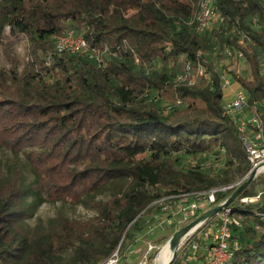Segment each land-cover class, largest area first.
<instances>
[{
  "label": "trees",
  "instance_id": "16d2710c",
  "mask_svg": "<svg viewBox=\"0 0 264 264\" xmlns=\"http://www.w3.org/2000/svg\"><path fill=\"white\" fill-rule=\"evenodd\" d=\"M202 1L0 0V49L9 64L0 69V149L22 154L33 175L24 185L19 170L7 176L0 170V264H102L114 252L123 257L162 215L164 197L191 198L227 186L234 169L247 172L238 123L223 109L222 74L208 53L216 46L222 60L230 52L224 74L264 122V12L260 0H212L222 23L196 34L189 23ZM68 30L84 39L89 53L56 51L55 38ZM16 39L23 57L16 53L20 42H10ZM241 60L248 75L239 72ZM187 63L207 76L189 83ZM150 93L168 104L164 110L148 101ZM180 154L222 157V174L199 166L182 171ZM241 184L191 219L224 203ZM263 185L264 175L255 176L227 207L240 227L230 226L231 256L223 264H264V221L257 217L264 215V197L259 204L240 202ZM103 193L106 201H94ZM67 202L86 204L96 215L25 227L41 205ZM214 218L188 240L189 259H180L179 246L172 264H208L204 248L213 229L206 228Z\"/></svg>",
  "mask_w": 264,
  "mask_h": 264
},
{
  "label": "rangeland",
  "instance_id": "374dc122",
  "mask_svg": "<svg viewBox=\"0 0 264 264\" xmlns=\"http://www.w3.org/2000/svg\"><path fill=\"white\" fill-rule=\"evenodd\" d=\"M75 31V29H71ZM71 30H68L70 32ZM77 32V31H75ZM79 36V34L77 35ZM13 46L17 44V42H20L19 49L16 50V53L19 57H23V51L21 49L22 42L20 39L12 40L10 41ZM219 50L218 47L213 46L212 49L209 51L208 56L213 62L214 66L220 72L221 74H224V66L227 63V57L228 55L223 52L224 58L222 60H219L217 58ZM263 62V61H262ZM264 64V63H263ZM262 64V65H263ZM180 65V64H179ZM155 70L160 71L161 65L159 63L155 64ZM9 64L6 62V54L5 51L0 49V69L8 70ZM183 69V66L180 68V70ZM239 72L242 75H248V67L245 64L243 60L239 63ZM195 80V79H193ZM232 81V80H231ZM240 86L238 84H235L234 81H232V89L231 91H227V94L224 96V101H228L232 97V93L236 92V90H239ZM231 94V96H230ZM148 101L154 104L157 108L164 110L168 104L163 103L160 101L155 93H150L148 95ZM232 119L236 123H248V121L251 119V114L247 108H244L243 110L235 111L233 112ZM178 158V168L182 171H186L192 168H195L199 166L201 170L209 171L213 176H220L222 174L223 169V158L220 157L218 161L213 160V157L210 156H199L195 159L187 157L185 155H177ZM17 169L20 171L23 179H24V185H28L33 180V175L29 169V167L26 165L24 157L22 154L18 156H13L9 151L0 149V170L2 171L4 176L11 175L14 170ZM243 172L238 171L234 169L230 176H229V184L228 185H234L238 183L242 177ZM263 189V187H262ZM261 187L257 189V191L262 190ZM181 195L177 201L169 200L168 197H164L167 199H164L161 201L159 205H163V212L162 215L157 218V221L153 223L149 229H147L144 233L137 236V241L135 246L129 247L125 253V255L122 257L118 255V264H167V262L170 259L171 256V250L168 254V260L164 261V253L168 249V241L171 238V236L180 228L187 225L192 221V216L195 212H192L190 208H188V204L195 201L194 198L189 197H182ZM109 198L108 193H103L97 197L94 198V201H106ZM27 202H30V199L27 200ZM182 208L185 209V211H182ZM206 206L204 204L200 205V209L198 212H201L203 210H206ZM96 215V211L91 208L90 206L86 204H78V205H72L70 203H45L41 205L34 213V216L27 220L24 225L28 229H33L36 226H42L44 228H47L50 224L55 222L59 216L65 217L67 219L72 220H79V221H86ZM201 227V226H200ZM199 227V228H200ZM198 228V229H199ZM197 229V230H198ZM207 230H211L209 227L206 228ZM188 235L182 242H181V254L180 259L183 260V257H186L187 260L190 257V253L188 251V240L192 235H194L195 232ZM210 233V231H209ZM203 233L198 234V238L205 240V237L201 236ZM148 245L154 246L155 249L148 252ZM74 252V249H72L68 256H71ZM154 255L153 261L150 263L149 257ZM181 260V261H182ZM188 261H185V264H188Z\"/></svg>",
  "mask_w": 264,
  "mask_h": 264
},
{
  "label": "built area",
  "instance_id": "2783aa9c",
  "mask_svg": "<svg viewBox=\"0 0 264 264\" xmlns=\"http://www.w3.org/2000/svg\"><path fill=\"white\" fill-rule=\"evenodd\" d=\"M260 4L264 12V0H260ZM257 21L258 20L256 18L252 20L251 25L253 28H257ZM221 23L222 18L220 17L214 2L212 0H203L195 20L190 22L189 25L193 26L196 34H202ZM55 40V49L59 53L67 51L69 53L87 54L90 51L84 39L81 36L75 35L73 31H70L63 36L56 37ZM241 40L242 39L240 38V42ZM226 54L228 57L230 56V52L226 51ZM239 58H241V54H239ZM262 73L264 74V64L262 65ZM187 76H191L189 83H193V79L196 77L207 76V73L203 67H198L197 70L192 73L190 64L187 63L185 66V77ZM221 81L224 97L225 94H227V91H231L232 81L231 78L225 74L221 75ZM239 88V90L232 93V97L228 101H224L223 109L225 113L230 116L233 115V112L243 110L244 108H247L251 114V119L248 123H238L239 131L241 133V143L246 161L248 163V170L242 179L234 185L211 188L207 191L196 193L191 196V198H194L195 200L188 204V208H190L192 212H198L201 204H204L206 207L213 204L217 194H223L234 186L243 183L248 178L250 173L254 172V177L257 175H264V122L257 114L252 113L248 105L246 92L241 87ZM261 107L264 114V102ZM182 197L190 198V196L186 195H183ZM262 197H264V185L263 189L257 191L255 196L243 198L240 202L244 205L259 204L261 203ZM164 199L167 198H163V200ZM182 211H185V209L182 208ZM257 217L264 221L263 214L260 213ZM231 225L240 227V221L233 216L231 210L228 208H225L217 213L213 221L210 223L209 227L210 229H213L211 242L204 248L206 253V262L208 264H223L230 258L231 249L229 239L231 236ZM201 236H204V234ZM153 249H155L154 246L148 245V252ZM198 249L199 246L197 244H192V251H197ZM118 260V254L117 252H114L108 260L102 264H118Z\"/></svg>",
  "mask_w": 264,
  "mask_h": 264
},
{
  "label": "water",
  "instance_id": "95a60500",
  "mask_svg": "<svg viewBox=\"0 0 264 264\" xmlns=\"http://www.w3.org/2000/svg\"><path fill=\"white\" fill-rule=\"evenodd\" d=\"M253 178L254 172L250 173L248 178L236 189V191L224 203L208 210L203 215L192 220L190 223L177 230L168 241V246L171 250V257L167 264H172V262L175 260L181 242L188 235L196 231L205 221L211 219L217 213L227 208L232 203V201H234L239 196V194L249 185Z\"/></svg>",
  "mask_w": 264,
  "mask_h": 264
},
{
  "label": "bare ground",
  "instance_id": "6f19581e",
  "mask_svg": "<svg viewBox=\"0 0 264 264\" xmlns=\"http://www.w3.org/2000/svg\"><path fill=\"white\" fill-rule=\"evenodd\" d=\"M169 252H170V248H169V246H168V249L165 251V253H164V255H165V257H164V261H167L168 260V254H169ZM171 257V256H170Z\"/></svg>",
  "mask_w": 264,
  "mask_h": 264
},
{
  "label": "crops",
  "instance_id": "0c3cea01",
  "mask_svg": "<svg viewBox=\"0 0 264 264\" xmlns=\"http://www.w3.org/2000/svg\"><path fill=\"white\" fill-rule=\"evenodd\" d=\"M230 96H231V94H230ZM141 235V234H140ZM139 236V235H138Z\"/></svg>",
  "mask_w": 264,
  "mask_h": 264
}]
</instances>
